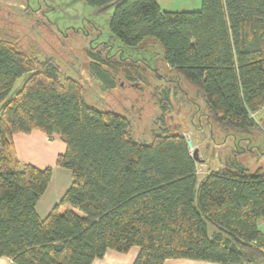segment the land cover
<instances>
[{"label": "trees", "instance_id": "obj_1", "mask_svg": "<svg viewBox=\"0 0 264 264\" xmlns=\"http://www.w3.org/2000/svg\"><path fill=\"white\" fill-rule=\"evenodd\" d=\"M82 1L114 8L109 32L122 45H158L177 80L203 100L214 128L226 136L257 130L252 116L264 108V0H201L196 12H163L154 0ZM88 54L107 88L117 78L148 85L147 66ZM37 55L0 29V259L92 264L107 251L137 247L133 264H264L258 227L264 174L236 166L198 180L183 134L163 131L148 144L135 142L125 117L85 104L81 85ZM33 131L65 145L56 166L72 179L44 220L35 206L52 171L20 164L12 140Z\"/></svg>", "mask_w": 264, "mask_h": 264}, {"label": "rangeland", "instance_id": "obj_2", "mask_svg": "<svg viewBox=\"0 0 264 264\" xmlns=\"http://www.w3.org/2000/svg\"><path fill=\"white\" fill-rule=\"evenodd\" d=\"M113 10L88 6L82 0H0V29L26 53L38 54L41 62L50 60L62 78L78 82L85 104L125 117L135 142L148 144L163 131L183 134L190 153L197 151L198 180L214 171L236 170V166L248 174H264V108L252 116L257 130L224 135L208 122L196 90L177 80L163 62L158 45L145 41L130 48L111 36ZM88 53L134 67L147 66L148 85L117 78L116 86L107 88L90 69ZM26 78L17 80L13 90H19ZM207 230L212 237L214 229L208 226Z\"/></svg>", "mask_w": 264, "mask_h": 264}, {"label": "crops", "instance_id": "obj_3", "mask_svg": "<svg viewBox=\"0 0 264 264\" xmlns=\"http://www.w3.org/2000/svg\"><path fill=\"white\" fill-rule=\"evenodd\" d=\"M163 12H196L200 10L201 0H154ZM16 159L22 165H31L39 170L50 168V182L35 206V212L44 220L52 208L61 200L72 184L69 171L56 166L58 156L64 154L65 145L58 140H50L44 134L33 131L30 134H17L13 138ZM259 229L264 233V220L258 222ZM261 227V228H260ZM139 254L137 247L131 248L126 254L107 251L101 259L92 264H133ZM0 264H14L2 258ZM164 264H212L191 260H168Z\"/></svg>", "mask_w": 264, "mask_h": 264}, {"label": "water", "instance_id": "obj_4", "mask_svg": "<svg viewBox=\"0 0 264 264\" xmlns=\"http://www.w3.org/2000/svg\"><path fill=\"white\" fill-rule=\"evenodd\" d=\"M194 157V160L197 161L198 158H197V151H194V154L192 155Z\"/></svg>", "mask_w": 264, "mask_h": 264}]
</instances>
